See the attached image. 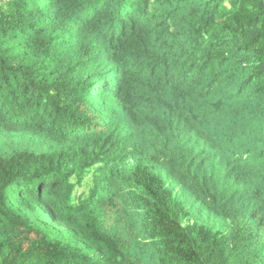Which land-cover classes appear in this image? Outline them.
Returning a JSON list of instances; mask_svg holds the SVG:
<instances>
[{"label":"trees","instance_id":"16d2710c","mask_svg":"<svg viewBox=\"0 0 264 264\" xmlns=\"http://www.w3.org/2000/svg\"><path fill=\"white\" fill-rule=\"evenodd\" d=\"M0 264H264V0H0Z\"/></svg>","mask_w":264,"mask_h":264},{"label":"rangeland","instance_id":"374dc122","mask_svg":"<svg viewBox=\"0 0 264 264\" xmlns=\"http://www.w3.org/2000/svg\"><path fill=\"white\" fill-rule=\"evenodd\" d=\"M86 191H87L86 187H81V188L77 189V194L80 195V194H82V193H84Z\"/></svg>","mask_w":264,"mask_h":264}]
</instances>
